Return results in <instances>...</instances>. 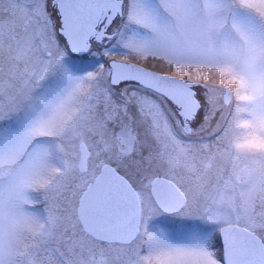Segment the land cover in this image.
Wrapping results in <instances>:
<instances>
[{
  "label": "snow or ice",
  "instance_id": "1",
  "mask_svg": "<svg viewBox=\"0 0 264 264\" xmlns=\"http://www.w3.org/2000/svg\"><path fill=\"white\" fill-rule=\"evenodd\" d=\"M0 264H264V0H0Z\"/></svg>",
  "mask_w": 264,
  "mask_h": 264
}]
</instances>
